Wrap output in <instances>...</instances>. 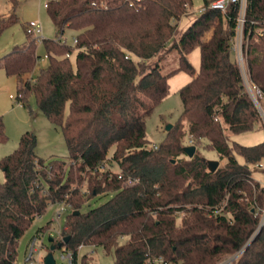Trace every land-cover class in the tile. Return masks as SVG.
Masks as SVG:
<instances>
[{
    "label": "trees",
    "instance_id": "obj_1",
    "mask_svg": "<svg viewBox=\"0 0 264 264\" xmlns=\"http://www.w3.org/2000/svg\"><path fill=\"white\" fill-rule=\"evenodd\" d=\"M46 3L58 34L43 39L47 66L31 79L41 55L27 30L28 40L1 63L17 78L22 104L34 94L62 128L69 161L46 162L31 130L0 159V264H16L25 231L58 203L72 210L55 239L72 253L71 264H78L84 246L114 254L113 264H220L227 257L233 258L229 264H264V182L257 177L264 173V140L245 145L226 133L263 123L231 57L234 8L225 14L207 9L181 30V20L193 14V0ZM12 6L9 16L0 15V35L18 21L17 0ZM66 29L76 31V43L61 36ZM210 30L212 37L204 40ZM196 48L198 71L188 57ZM172 54L178 65L171 67ZM244 54L253 91L264 96V0H248ZM179 71L192 76L179 89L183 110L162 143L149 147L147 117ZM185 136L197 146L193 157L183 151ZM6 140L0 116V143ZM200 147L217 151L222 163L215 171ZM109 193L108 200L82 211Z\"/></svg>",
    "mask_w": 264,
    "mask_h": 264
},
{
    "label": "rangeland",
    "instance_id": "obj_2",
    "mask_svg": "<svg viewBox=\"0 0 264 264\" xmlns=\"http://www.w3.org/2000/svg\"><path fill=\"white\" fill-rule=\"evenodd\" d=\"M47 0H17L16 14L18 21L7 27L0 35V116L3 118L4 130L7 136L5 142L0 143V159L10 154L17 146L21 135L31 130L35 132L38 138L37 154L44 158L46 162L50 159L60 158L67 162L68 149L66 141L62 132V128L59 125L53 124L45 113L39 108L37 100L34 94H30L26 104H22L19 101L18 95V83L15 76H9L5 73L2 67L3 57L11 52L16 46L24 44L28 40V33L26 32L27 24L31 20L39 21L42 26V35L44 38H56L58 36L57 29L50 18L45 2ZM204 5V0H193V14L184 17L180 22V29H185L196 15L199 14L198 9ZM12 0H0V15L9 16L12 13ZM216 23L221 26L224 25L225 19L223 14L216 16ZM213 30H210L204 34L203 39H209L212 37ZM76 31L72 29H66L64 34H61L68 43L73 44ZM34 37V36H33ZM37 50L41 55V58L31 74V79L39 75L42 68H45L48 64V58L46 57L45 49L42 40L37 41ZM189 60L195 66L198 71L201 63L200 48L194 49L189 54ZM232 59H236V52L231 51ZM170 66H177V55L172 54L170 57ZM192 76L185 71H179L169 77V92L165 98L157 105L152 114L147 117L146 128L147 138L149 140V147L160 144L167 135V126L173 124L179 119L183 110V103L179 94V89L189 82ZM13 95L14 98H11ZM251 95L257 99L255 100L258 108L261 111L263 123H264V96L257 90L253 91ZM68 111V109H67ZM259 123L253 130L246 131L240 134H233L229 129H226V133L229 135L230 140L237 141L245 145H254L264 140V124ZM171 128V129H172ZM184 144L190 145L187 136L184 138ZM199 153L207 160L218 159V153L212 148H199ZM242 160V158L240 157ZM222 161L220 162V164ZM258 179L264 182V173L257 174ZM5 180L3 170L0 168V182ZM86 188L85 185L83 187ZM112 196L111 193L97 196L86 203L82 211H87L90 208L96 207ZM63 207L61 204H51L46 212L37 217L30 227L25 231L24 235L20 239L18 248V258L16 264H29L26 261V257L31 248L34 238L36 239V247L38 249L34 258V264H43L44 258L47 252L50 250L51 245L50 237L57 239L60 236L61 230L66 222V218L72 210L69 207H64L65 211L62 218L59 221H53L48 225V222L52 220L56 210ZM181 221V217L178 218V222ZM48 225L49 228L46 231L38 235L37 231L39 227ZM64 254L63 250L57 248L54 252L55 258L58 264L67 263V260H63L61 255ZM232 257H227L220 264H229ZM113 264L114 254H107L102 247L84 246L80 248L79 262L78 264Z\"/></svg>",
    "mask_w": 264,
    "mask_h": 264
},
{
    "label": "built area",
    "instance_id": "obj_3",
    "mask_svg": "<svg viewBox=\"0 0 264 264\" xmlns=\"http://www.w3.org/2000/svg\"><path fill=\"white\" fill-rule=\"evenodd\" d=\"M247 3H248V0H209V2L207 4L203 5L202 7H200L198 9V12L203 13L207 9H212V10H218V11L222 12L223 14H225L231 8H234V10L237 12V15H236L237 35L235 37L232 49L236 52V56H237L236 58H237L239 66L242 70L245 84H246L249 92L253 93V88L250 84L248 74H247V70H246V61H245V54H244V27H245V23H246ZM45 6H47L46 2H45ZM26 30L28 33H30L32 36H34L36 38V41L41 39L43 42L44 37H41L42 26L39 23V21L31 20L30 22H28ZM76 42H77V38L74 37L73 43H76ZM10 97L14 98L13 95H10ZM19 97H20V95H19ZM253 99L257 100L254 97H253ZM189 143L193 144V140L190 139ZM58 204L63 205V207H61L55 211L53 218H52V222L53 221H59L62 218L63 213L65 211L64 207H69L63 203H58ZM36 239H37V237L34 238L32 245H31V248L29 250V253L26 257V261H28L29 264H34V258L37 254V251H38L37 247L35 246L36 245ZM63 252H64V254L61 255L62 259L67 260L66 264H71L72 263V253L70 251H65V250Z\"/></svg>",
    "mask_w": 264,
    "mask_h": 264
},
{
    "label": "water",
    "instance_id": "obj_4",
    "mask_svg": "<svg viewBox=\"0 0 264 264\" xmlns=\"http://www.w3.org/2000/svg\"><path fill=\"white\" fill-rule=\"evenodd\" d=\"M173 124H169L167 126V131H170L172 128ZM197 150V146L195 144H190V145H185L183 147V151L186 155L189 157H193L195 152ZM208 161V168L211 171H215L219 164L220 161L218 159H210ZM80 211H74L75 214H78ZM69 236L64 237L63 241L67 242L69 240ZM54 238L50 237V241L52 242L51 245L49 246L50 250L47 252L43 264H58L57 260L55 258L54 252L55 250L62 245V242L55 243Z\"/></svg>",
    "mask_w": 264,
    "mask_h": 264
},
{
    "label": "crops",
    "instance_id": "obj_5",
    "mask_svg": "<svg viewBox=\"0 0 264 264\" xmlns=\"http://www.w3.org/2000/svg\"><path fill=\"white\" fill-rule=\"evenodd\" d=\"M207 40V39H206Z\"/></svg>",
    "mask_w": 264,
    "mask_h": 264
}]
</instances>
